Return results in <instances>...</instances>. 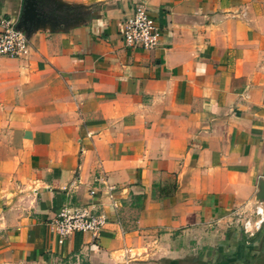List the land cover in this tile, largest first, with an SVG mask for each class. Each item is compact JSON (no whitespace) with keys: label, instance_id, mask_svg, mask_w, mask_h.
Masks as SVG:
<instances>
[{"label":"crops","instance_id":"obj_1","mask_svg":"<svg viewBox=\"0 0 264 264\" xmlns=\"http://www.w3.org/2000/svg\"><path fill=\"white\" fill-rule=\"evenodd\" d=\"M55 1L68 19L0 56V264H264V222L239 225L264 186V0H145L150 50L120 38L131 0ZM64 205L107 223L58 243Z\"/></svg>","mask_w":264,"mask_h":264},{"label":"built area","instance_id":"obj_2","mask_svg":"<svg viewBox=\"0 0 264 264\" xmlns=\"http://www.w3.org/2000/svg\"><path fill=\"white\" fill-rule=\"evenodd\" d=\"M17 17L0 16V56L18 58L25 56L30 49V41L21 28H16ZM118 32L125 47L150 50L159 44V28L149 15L145 0H131V12L119 22ZM115 186L106 185L105 194L110 205ZM94 194V188L88 190ZM106 214L90 205L62 206L49 221V230L56 241L62 240L75 232L89 233L96 236L107 223ZM264 222V203L257 201L251 215L239 222L242 230L248 234L258 230Z\"/></svg>","mask_w":264,"mask_h":264},{"label":"water","instance_id":"obj_3","mask_svg":"<svg viewBox=\"0 0 264 264\" xmlns=\"http://www.w3.org/2000/svg\"><path fill=\"white\" fill-rule=\"evenodd\" d=\"M68 7L55 0H22L21 10L15 24L16 28H21L26 36L33 28L44 23L57 26L68 19ZM256 200L264 203V186H261Z\"/></svg>","mask_w":264,"mask_h":264}]
</instances>
